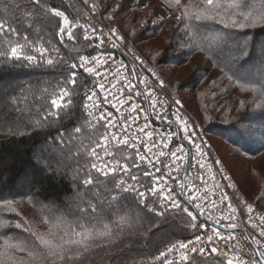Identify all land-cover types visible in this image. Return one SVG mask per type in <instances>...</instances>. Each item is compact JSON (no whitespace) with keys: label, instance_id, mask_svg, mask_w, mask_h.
Masks as SVG:
<instances>
[{"label":"trees","instance_id":"16d2710c","mask_svg":"<svg viewBox=\"0 0 264 264\" xmlns=\"http://www.w3.org/2000/svg\"><path fill=\"white\" fill-rule=\"evenodd\" d=\"M152 1L181 16L179 7H169L165 0ZM101 2L106 10L117 4V0ZM188 2L181 0L182 5ZM194 2L199 5V0ZM45 3L65 12L71 23L85 17L79 0H45ZM262 5L264 0H253L256 10ZM21 6L30 7L28 0H22ZM106 10L100 14L103 19ZM0 17L11 19L20 33L19 37L12 36L11 42L24 43L23 37L27 36L29 43L25 52L35 57L32 62L0 58V205L12 200L16 210L0 209V220L9 221L8 228H0V237L6 233L12 240L34 239L29 237L32 232L52 238L50 230L56 231L53 223L59 222L63 228L65 222H83L81 218L85 214L80 209L90 199L98 209L97 213H92L89 208L90 222L96 227L105 222L113 223L115 234L109 245L93 250V264H162L153 259L160 251L177 240L193 236L190 217L162 211L155 200H143L119 191L114 186L117 178H107L110 191L105 190L104 184L96 187L83 184L86 172L105 181L104 177L92 173L93 159L88 152L95 147L105 128L91 120L84 108L85 95L93 86V79L79 72L75 88L64 83L74 71L65 61L75 63L88 49L81 33L76 31L73 40L58 34L62 19L50 14H41L28 27L26 18L13 7V0H0ZM145 20L146 13L130 8L117 25L128 44L164 79L172 94L180 98L202 125L214 155L239 189L240 181L227 167L212 138L234 150L225 157L247 161L248 177H253L258 184L256 199L248 196L247 199L264 213L261 208L264 176L251 164L264 156V107H257L264 97L254 99L253 92L238 87L235 77L232 81L228 79L233 74L257 79L264 73V28L239 31L225 29L212 21L197 25L183 17L178 22L162 19L146 27ZM217 33L225 35L227 42H217ZM234 41L241 44L247 41L248 57L241 56L242 50ZM8 43V38L0 36V50L6 49ZM41 47L47 49L43 56L37 51ZM49 57L54 60L52 65L47 63ZM244 65L248 66L250 75L242 70ZM189 67L192 73L186 80H180L177 69ZM63 87L73 93V104L60 110L59 119L49 116L45 120L51 109L50 100L56 98ZM77 126L82 128L80 133L74 131ZM21 132L24 134L20 135ZM60 132L65 133L63 142L58 135ZM25 179H30V190L18 191L17 186ZM113 196L117 199H112ZM15 222H21L28 232L16 229ZM2 244L3 239H0ZM188 264L226 262L212 256L193 259Z\"/></svg>","mask_w":264,"mask_h":264},{"label":"built area","instance_id":"2783aa9c","mask_svg":"<svg viewBox=\"0 0 264 264\" xmlns=\"http://www.w3.org/2000/svg\"><path fill=\"white\" fill-rule=\"evenodd\" d=\"M82 1L79 0L81 4L87 5L84 6L87 11L86 19L75 26L70 24L71 27L74 26L71 29L73 32L82 33V39L88 45L86 52L80 56L89 57V63L83 67L80 66L79 56L75 62L77 68L74 69V72L76 76L79 72H84L93 79L94 84L87 91V94L93 92L96 94L93 96V101H104L105 97L107 98V102L100 103L97 108L93 101L87 100L85 95V103L89 105L85 109L86 114L91 120L102 126L107 121L97 122L95 119L101 113H104L118 126L127 117L129 123L125 127H130L133 135L138 137L134 143L141 150V154L153 162L149 164L146 159L139 162V168L131 169L132 174L139 176V180L136 182L130 181L124 173H120L115 178L118 180L120 176H123L128 183L135 184L139 191H144L145 198L139 197L137 192L129 191L124 192L125 194L143 200H155L159 208L166 212L187 214L183 209L188 208L197 217L195 220L197 227H191L193 236L177 241L191 240L193 244H190L189 248L204 247L205 253L203 255L199 251L189 253L188 261H181V252H187V250H179L170 253L168 258L172 259L174 264H188L193 259H208L212 256H217L224 262L233 259L234 264H236L235 256L242 257L248 264H251L254 258L259 260L258 252L264 248L257 247L255 242L261 241L264 244V237L260 235L261 229L264 228V220L261 219L264 215L257 213L256 209L247 202L242 191L229 180L225 169L220 166V162L217 163L218 160L204 134L202 125L185 107L180 98L172 94L165 81L128 44L122 30L100 18V14L104 10L97 7L99 1L89 4L82 3ZM93 5L95 7H92ZM113 29H115L116 35L113 34ZM85 36L88 38L85 39ZM117 36L122 39H118ZM93 56L97 57L100 61L99 64L91 60ZM86 67H92L95 71L88 73L85 70ZM160 80L164 81L163 86H161ZM100 84H103L104 87H99ZM136 93H140V95ZM148 93L151 95L149 96ZM177 100L180 101L179 104L176 103ZM121 101H124L123 105H121ZM132 105H137L135 111H132ZM89 112L92 113L91 116L88 115ZM133 118L136 119V124L131 123ZM145 124L147 127L144 128V132L151 131L153 133L151 140L144 135V132H136L137 125ZM118 126L105 129V131H118ZM185 126L187 134H190L187 138H185ZM169 134H171L170 140L168 139ZM153 142H156L155 147L152 146ZM165 143H167V147L164 146ZM145 145L151 147L150 152L144 150ZM181 146L183 153H177V156H182V159L173 163L170 153ZM108 150L116 151L117 159H121V150L123 155H130L135 159L136 150L133 148L117 146L115 142H111ZM161 151L164 153L163 156L159 155ZM96 152L103 156L104 149L97 147ZM103 159L109 162L112 160L111 157H103ZM93 162H96L98 166L101 163V161ZM165 164L170 167H165ZM110 166L112 165L110 164ZM157 168L159 171L156 170ZM146 170L150 171L152 175L144 176L143 172ZM91 171L94 175L103 177L96 170L91 169ZM153 185L158 188L156 195L147 191ZM169 190H172L171 193ZM169 194L174 196L179 207H174L172 200L164 199V196ZM193 197L195 199L190 203L189 200ZM229 204L232 206L231 208ZM195 205L200 207L197 208ZM249 205L253 209L252 212H248ZM232 208H235L236 211L233 212ZM190 219L192 221L191 217ZM230 224H235L236 227L230 228ZM213 229L219 231L223 238L217 237ZM209 235L213 237L211 242L207 240ZM196 236H200L203 243L197 242ZM229 237L232 238L229 239ZM214 246L219 249L217 253L211 252V248ZM225 252L228 255H225Z\"/></svg>","mask_w":264,"mask_h":264},{"label":"snow or ice","instance_id":"6c2138e0","mask_svg":"<svg viewBox=\"0 0 264 264\" xmlns=\"http://www.w3.org/2000/svg\"><path fill=\"white\" fill-rule=\"evenodd\" d=\"M85 3L88 0H84ZM169 7L177 6L180 8L181 16H178L177 19H183L188 21H195L197 25H204L208 21H212L214 23H218L222 25L223 28L234 29L239 31H244L246 29H255L257 27L264 28V5L259 10H256L253 7V0H199V5H197L194 0H189L188 4L182 5L181 0H165ZM28 4L30 7H22V0H13V7L20 13L21 16L26 18V24L28 27H31L33 22L37 21V18L41 15L50 14L54 17H59L62 19V25L58 27V34L64 35L66 34L68 38L75 39L74 32L69 28V17L65 14V12L58 10L54 7H49L45 0H28ZM92 7H95L93 5ZM113 34L116 35L115 29L112 30ZM198 31V29H197ZM0 36L6 37L9 40L8 46L4 50H0V58H4L5 60H27L32 62L35 60L33 55L27 54L25 52L26 43L28 42L27 36L23 37L24 43L17 40L16 42H11V37L16 36L19 37L20 33L16 27L13 26L11 19L6 17H0ZM88 37L85 36V39ZM118 39H122L117 36ZM217 42H227V37L223 34H216ZM238 48H240L241 56L248 57L249 52L247 50V41L241 44L239 41L233 42ZM115 47V45H113ZM33 47H35L33 45ZM40 52L41 56H43L44 52L47 49L41 47L37 49ZM60 59H63L62 57ZM239 59V57H238ZM80 66H84L89 63V57L80 56ZM92 61H96L97 64L100 61L97 57H91ZM47 63L52 65L54 60L52 58L47 59ZM68 63L70 68H77V64L69 61H65ZM85 70L88 73H93L95 71L92 67H86ZM155 76V73H153ZM235 77L236 83L241 90L251 91L255 94L254 99H259L260 97H264V73L259 75V78L253 79L247 75L236 76L235 74L230 75L228 79L232 81ZM159 80V77H157ZM64 83L71 85L73 88L76 86V73L73 71L70 73L69 77L64 81ZM161 86H163L164 81L160 80ZM99 87L103 88L104 85L100 84ZM47 91V90H45ZM140 95V93H136ZM72 92L69 91L67 87H63L60 89L56 98L50 100L51 109L47 111L44 119L46 120L49 116L59 119V112L62 109L70 107L73 104V100L71 96ZM96 94L93 92L91 94H87V100L93 101V96ZM150 96L151 93H148ZM107 102V98L105 97L104 101H93L95 107H99L100 103ZM123 105L124 101L120 102ZM177 104L180 103L179 100L176 101ZM243 106V105H241ZM89 105L87 103L84 104V108L87 109ZM257 107H264V100H261L260 104H257ZM132 111H135L137 105L131 106ZM89 116L92 113H88ZM97 122L100 120H106L107 122L103 125L105 129L117 128V124L113 123L112 120L108 119L104 113H101L99 117L95 118ZM147 119V117H146ZM90 123V121H89ZM129 123L128 118L125 117L123 122L119 123L118 131H105L100 135L99 140L96 142L95 147H91L88 152L93 161H101L100 165L96 162L91 163L90 169L96 170L99 172L104 178L105 181H101L98 178H93L90 172L85 173V178L83 180V184L85 186H93L96 187L100 184H104L105 190L110 191L111 189L107 188L106 180L109 176L117 177L120 173H124L129 177L130 181L136 182L139 180V176L136 174H132V168H139L140 161H145L149 164L153 162L148 159L145 155L141 154V150L134 143L137 136H134L130 130V127H125ZM132 124H136V119L133 118L131 120ZM186 125V121H185ZM94 127V126H93ZM147 127V124L140 126L137 125L136 132H144V128ZM76 133H80L82 128L77 126L74 128ZM186 137L190 134H187V128L185 126ZM23 135L24 133H19ZM61 137V142H63V137L65 135L64 132L58 133ZM144 135L151 140L153 133L151 131L144 132ZM168 139H171V134H169ZM111 142H115L117 146H125L127 148H133L136 150L135 159L130 155H123V151L121 150L120 156L121 159H117L118 153L116 151H109L108 147ZM143 143V141H141ZM153 147L156 146V142H153ZM167 147V143L164 144ZM97 147H102L104 149L103 156L96 152ZM197 147H199L197 145ZM145 151L150 152L151 147L145 145ZM177 153H183V147H177L175 151L170 153L173 158V163L176 160L182 159V156H177ZM160 156H163V151L159 152ZM103 157H111V162L105 161ZM123 161V162H122ZM131 161V163H128ZM219 163V161H217ZM110 164L112 166H110ZM165 167H170V165L165 164ZM107 169V170H105ZM159 171V169H156ZM144 176H150L152 173L150 171H144ZM127 185V186H125ZM115 188L119 191L123 192H137L139 197L145 198V192L139 191L137 186L133 183H128L123 176H120L118 180H115L114 184ZM184 187V185H181ZM153 195L157 194L158 188L153 185L151 188L147 189ZM172 190H169L171 193ZM112 199H117V197L113 196ZM164 199L172 200L174 207H179V204L175 201L174 196L171 194L164 196ZM195 198H190L189 202L191 203ZM12 200H6L2 205H0V209L4 211H12L15 212V208L13 207ZM199 208V205H195ZM229 207L232 206L229 204ZM89 208L92 213H97L98 209L95 203H93L90 199L87 201L86 205L80 209L81 213L85 215L82 216V221L76 224L64 223L63 228H61V223H53L52 228L56 229V231L49 232V236L52 238H48L45 235H36L35 233L29 232V237H35L34 239H23V240H12L7 238V234L0 237L3 239V244L0 245V264H93V250L101 247H105L109 245L114 239L115 234L113 231V223L105 222L101 227H96L94 224L90 222L89 216L87 215ZM183 211L187 212L188 216L192 218L193 223L189 226L196 228L197 225L195 220L197 217L193 215L188 208H184ZM232 211L235 212L236 209L232 208ZM253 209L251 205L248 206V212H252ZM95 219V217H93ZM264 220V217H261ZM49 221L46 219L45 223ZM9 221L8 220H0V228H8ZM14 227L16 229H22L24 232H28V229L25 228L21 222H15ZM119 228V224L116 225ZM230 228H235V224H230ZM255 227V225H253ZM213 232L217 237L223 238L221 233L216 229H213ZM260 235L264 237V228L261 229ZM232 237H229L231 239ZM195 240L197 242L203 243L200 236H196ZM208 242L213 240V237L209 235L207 237ZM257 247L264 248V244L261 241L255 242ZM193 244V241H177L174 244H170L166 250L160 251L157 256L153 259L156 261H162V264H174V261L169 257L170 253L179 250H187V252H181L180 260L188 261L189 253H196L199 251L201 255L205 253L204 247H192L189 248V245ZM219 249L217 247H212L211 252L217 253ZM20 254V255H18ZM228 255L227 252L224 253ZM259 260L252 259L251 264H264V250L258 252ZM236 264H248L242 257L235 256L234 257ZM151 264V262H149ZM226 264H234L233 259H228Z\"/></svg>","mask_w":264,"mask_h":264},{"label":"rangeland","instance_id":"374dc122","mask_svg":"<svg viewBox=\"0 0 264 264\" xmlns=\"http://www.w3.org/2000/svg\"><path fill=\"white\" fill-rule=\"evenodd\" d=\"M97 1H99V2H97ZM97 1H96L97 2V7L98 8H103V10H106L105 5L101 2V0H97ZM91 2L95 3V1L93 2V0H88L87 3H85L84 0L82 1V3H85V4H89ZM84 6H87V5H83L82 4L83 8H84ZM130 8L139 9L143 13H146V20L144 22V25L146 27H152V26L158 24L162 19H172V20L177 21V22L180 20V19H177V17L180 16V15L175 14V13L174 14L170 13L167 9H165L164 7H161L160 5H158L157 3H155L152 0H117V4L113 8H111L109 10L108 9L106 10L105 18L104 19L101 18V17L100 18L105 20V21L107 20L108 21L107 23H110L111 25H114L115 27L119 28V26L117 25V21L119 19H121L124 15H126ZM85 16H87V11L86 10H85ZM84 19H86V18L84 17ZM81 21L82 20H78L75 23H71V22L70 23L75 26V25L80 24ZM71 24H70V29H73L74 26L71 27ZM81 36H82V33H81ZM65 37L67 39H69L66 34H65ZM132 48L134 49V47H132ZM141 59H142V57H141ZM177 70H179V72H178L180 74L179 77H180V80H182V81L186 80V78L192 73V69H190V67L189 68H180V69H177ZM242 70L245 73L250 75V71L248 69V66L244 65L242 67ZM169 81H171V80H169ZM231 136L233 137V134H231ZM208 141H209V139H208ZM210 142L211 141H209V143ZM212 142L214 143V146L217 149V151L220 153L221 157L225 158V163H226L227 167L230 169V171L233 172L234 177L236 179H238V181H240V187H241L240 190L245 195L247 202L249 204H251L252 207H254L256 209L257 213H260L263 216L264 213L261 210H259L252 202L248 201V199H247V196L250 197V198L255 197V199H256L257 194H258L257 193L258 192V184H257L256 180L253 177L252 178L248 177L249 173H248V169L246 168L247 161L244 160V159H240V158H228V157H225L227 155L233 154L234 150L229 145H227L224 142H222L220 140H217L215 138H212ZM211 144L212 143H210V146H211ZM215 158L220 162L219 163L220 166L224 169L220 159L217 158L216 156H215ZM251 164H252L253 167H255L258 170H260V173L262 174V176H264V156H262L260 158H257L255 161H252ZM227 177L231 181V178H230L229 174H227ZM30 186H31L30 179L29 180L25 179V180H23V181H21L19 183V185L17 186L16 189L18 191L21 190V189L28 191V190H30V188H29ZM261 208L264 209V204H262ZM183 214L187 215L186 213H183Z\"/></svg>","mask_w":264,"mask_h":264},{"label":"bare ground","instance_id":"6f19581e","mask_svg":"<svg viewBox=\"0 0 264 264\" xmlns=\"http://www.w3.org/2000/svg\"><path fill=\"white\" fill-rule=\"evenodd\" d=\"M81 54V53H80ZM174 213V212H173Z\"/></svg>","mask_w":264,"mask_h":264}]
</instances>
